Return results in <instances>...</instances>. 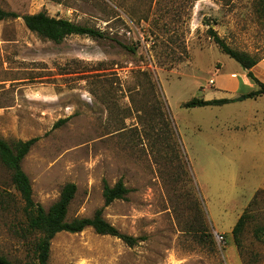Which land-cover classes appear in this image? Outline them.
I'll list each match as a JSON object with an SVG mask.
<instances>
[{"label":"rangeland","instance_id":"obj_1","mask_svg":"<svg viewBox=\"0 0 264 264\" xmlns=\"http://www.w3.org/2000/svg\"><path fill=\"white\" fill-rule=\"evenodd\" d=\"M0 7L20 16L0 22V138H39L22 161L34 202L48 209L74 184L68 221L102 208L106 222L138 240L130 247L90 228L59 233L49 264H264V241L254 236L264 227V95L242 99L257 86L207 33L256 57L252 73L264 83V23L254 0ZM39 12L107 37L44 40L21 19ZM239 82L242 96L228 90ZM193 98L232 102L184 107ZM120 179L129 193L104 206L105 185ZM2 197L0 255L33 264L35 240L23 231L21 200L0 163ZM245 212L237 248L231 231Z\"/></svg>","mask_w":264,"mask_h":264},{"label":"trees","instance_id":"obj_2","mask_svg":"<svg viewBox=\"0 0 264 264\" xmlns=\"http://www.w3.org/2000/svg\"><path fill=\"white\" fill-rule=\"evenodd\" d=\"M254 4L261 22L264 23V0H254ZM18 18L20 16L16 13L5 11L0 7V22ZM21 19L28 31L36 34L39 38L56 44L61 43L70 36H87L96 39L107 37L103 31L97 28L80 25L65 18L51 17L45 12L24 15ZM206 25L208 26V24ZM207 33L221 53L240 64L247 71V77L257 86L256 90L242 94L244 98L256 99L263 96L264 83L259 81L251 72V69L260 61L246 52L230 48L212 28H208ZM121 47L131 53H135L136 51L134 47L124 45H121ZM230 102L232 100L229 99L203 100L193 98L191 101L186 102L184 107H213L222 106ZM59 123L55 124L54 127H57ZM38 140L39 138H32L27 141L17 140L9 143L0 138V163L10 173L11 185L21 200L22 206L20 212L24 223L23 231L32 235L35 240V261L33 264H49L51 242L59 233L78 234L90 228L98 235L120 239L130 247L136 245L138 241L136 238L122 234L114 226L105 221L102 216V208L98 209L90 218H75L68 221V207L76 193V186L74 184L65 185L57 201L48 209H44L41 205L34 202L31 182L22 170V161ZM128 193L129 190L121 179L112 187L105 185L103 190L104 206L110 205L116 200L124 199ZM0 199L4 203H8L4 197ZM248 219L249 215L247 212L243 213L231 231L234 244L237 248H240V238ZM254 236L258 241H264V227H258L254 231ZM0 264L18 263L0 255Z\"/></svg>","mask_w":264,"mask_h":264},{"label":"crops","instance_id":"obj_3","mask_svg":"<svg viewBox=\"0 0 264 264\" xmlns=\"http://www.w3.org/2000/svg\"><path fill=\"white\" fill-rule=\"evenodd\" d=\"M256 67V66H255ZM255 67H253L252 69H251V72H253L254 71V69H255ZM246 73H247V71H246ZM235 74H231L230 76H234ZM237 79V78H236ZM229 87V91L230 92H232L234 95H239V96H242V95H240V87H241V84H240V82L239 83H233V84H231L230 86H228ZM251 92V91H250ZM242 93H249V92H242ZM232 96V95H231ZM259 98V97H258Z\"/></svg>","mask_w":264,"mask_h":264},{"label":"built area","instance_id":"obj_4","mask_svg":"<svg viewBox=\"0 0 264 264\" xmlns=\"http://www.w3.org/2000/svg\"><path fill=\"white\" fill-rule=\"evenodd\" d=\"M209 84H210V85H214V81H213V80H210V81H209ZM221 239H222V237H220V240H221Z\"/></svg>","mask_w":264,"mask_h":264},{"label":"water","instance_id":"obj_5","mask_svg":"<svg viewBox=\"0 0 264 264\" xmlns=\"http://www.w3.org/2000/svg\"><path fill=\"white\" fill-rule=\"evenodd\" d=\"M242 99H244V97H242Z\"/></svg>","mask_w":264,"mask_h":264}]
</instances>
